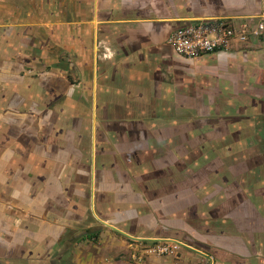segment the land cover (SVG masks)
<instances>
[{
    "label": "crops",
    "instance_id": "0c3cea01",
    "mask_svg": "<svg viewBox=\"0 0 264 264\" xmlns=\"http://www.w3.org/2000/svg\"><path fill=\"white\" fill-rule=\"evenodd\" d=\"M263 12L264 0H0V101L8 89L10 111L30 120L49 159L79 161L68 196L57 181L51 211L0 204V264L80 257L78 230L122 246L125 234L171 239L165 264H264V38L190 61L167 43L192 20ZM64 108L78 121L59 131L48 117ZM115 132L119 143L102 153L99 136ZM109 192L189 228L133 237L126 225L79 227V200Z\"/></svg>",
    "mask_w": 264,
    "mask_h": 264
},
{
    "label": "flooded vegetation",
    "instance_id": "af4514ba",
    "mask_svg": "<svg viewBox=\"0 0 264 264\" xmlns=\"http://www.w3.org/2000/svg\"><path fill=\"white\" fill-rule=\"evenodd\" d=\"M178 58L184 59L180 56ZM178 64L181 65L180 62ZM88 128L90 126H87ZM119 136L120 133L115 132L114 136L112 135L110 139L111 141H106V138L99 136L96 143L101 147L103 153L109 150L107 148H109L111 143L113 145L119 143ZM30 140L32 141V138ZM31 141L29 143L26 140L17 143L8 142V147H0V204H4L9 200H16V202L22 203L25 206L26 211L33 210L32 214H34V211H51L53 209V195L59 192V186L56 184L59 179L62 180V185L68 193L66 195H69V191L73 189V184L71 183L77 177L79 161L76 158L74 160L64 158L49 159L52 153L45 152L43 145L35 142L33 145ZM60 147L61 149L58 154L66 156L69 151V145L62 144ZM3 181H6V184ZM108 186L110 189L114 185ZM118 194L112 192L96 193L92 198L88 196L83 206H80V213L84 212V208L86 209L87 218L84 226L86 229L88 228L89 232L97 230L95 229V224L99 228H103L105 226L111 227L112 224L118 226L126 225V221H129L127 229L132 231L130 232L131 234L141 229V231L146 230V234L154 233L158 236H166L170 235L172 230L176 231L179 229L180 231H184L189 228L188 224L182 221L175 223L177 227L172 228L164 219L159 218L157 214L152 213V215H149L141 212V205L138 207V210L141 212L140 215H134L131 221L130 216L126 218V214L130 210L125 211V209H122L123 204L121 202H125L121 198L122 195ZM104 195L108 197L104 198ZM151 203L146 201V207H151ZM148 208L147 210L149 211ZM75 210L77 212V208ZM135 214L137 215V212ZM147 241H156V243L162 241L165 244L173 242L171 239L156 238ZM178 244L183 245L179 242Z\"/></svg>",
    "mask_w": 264,
    "mask_h": 264
},
{
    "label": "rangeland",
    "instance_id": "374dc122",
    "mask_svg": "<svg viewBox=\"0 0 264 264\" xmlns=\"http://www.w3.org/2000/svg\"><path fill=\"white\" fill-rule=\"evenodd\" d=\"M4 88V87H3ZM8 89L5 90L3 93L4 95V100L0 101V147H8V142H23L31 141L30 135L34 134V137L37 141H34L35 143L39 144V141L41 140V135L37 134L35 132L31 133L30 127L27 126L30 124V120L28 118L26 119L25 114L23 113H18L16 115L14 111H10V109L17 104L16 98L13 97L12 95L7 94ZM9 93V92H8ZM7 98V99H6ZM12 101V103H11ZM53 105V104H51ZM67 114V109L64 108L63 110H55L52 115H49L48 118L52 117L53 124L56 127V130L58 129L59 131L64 129L67 130L69 127L73 124L76 123L78 120L76 118H65L64 115ZM16 116V117H15ZM44 118H36V125H41L40 122L43 120H46V116H43ZM47 118V119H48ZM29 122V123H26ZM17 124V126L15 125ZM26 124V125H25ZM25 125V126H24ZM60 127V128H58ZM30 130V131H29ZM10 132V133H7ZM37 132V131H36ZM56 136L53 135L52 138H55ZM33 141V140H32ZM33 142V143H34ZM1 155V154H0ZM108 196L104 195V198H107ZM125 203L121 202L123 204V208L125 211L130 210V211H135L137 212L136 216H139L141 212L144 214H149V211L147 210L148 207L147 205H144L141 209V212L138 210V206H140V201H128L126 202L123 200ZM85 201L80 199L79 203L83 204ZM80 209V208H79ZM144 210V211H142ZM84 212L81 213L80 219L76 221L78 223L79 227L84 226L86 223V209H83ZM69 216L67 213L63 212V216ZM131 216V214L127 213L126 218ZM68 222V221H65ZM65 222H63L65 224ZM126 226H128L129 221H126ZM98 228L97 224H95V229ZM81 229V228H79ZM84 229V228H83ZM73 231V230H72ZM85 230L77 232V247H78V253H80V257L75 258V256H69L60 264H74L72 263V259L80 260L83 259L84 262L87 259V263L84 264H147L150 263V261L154 262L157 261L158 264H165V262H169L170 256L168 257L167 255H170L171 252H165V253H160L158 249H163V246L165 243L162 241H145L144 243H141V241L133 240V239H128L126 241L127 245L122 246L123 244H120L119 238H113L112 241L108 242L106 240H103L102 238L99 237L100 232H93L92 236V241H85L84 234ZM132 232V231H130ZM149 235L152 236H158L154 233H149ZM124 237V236H123ZM133 237L135 235L133 234ZM110 243L111 245L107 249L105 246ZM130 244V246H129ZM161 247V248H160ZM80 249V250H79ZM127 249V250H126ZM75 250V249H72ZM194 254V253H192ZM196 255V254H194ZM89 257H94L93 262L90 263ZM169 258V259H168ZM183 260L180 262V264H183V262H188V259H185V257H181ZM193 261V259H192ZM191 261V264L193 262ZM123 262V263H122ZM170 264V263H167Z\"/></svg>",
    "mask_w": 264,
    "mask_h": 264
},
{
    "label": "built area",
    "instance_id": "2783aa9c",
    "mask_svg": "<svg viewBox=\"0 0 264 264\" xmlns=\"http://www.w3.org/2000/svg\"><path fill=\"white\" fill-rule=\"evenodd\" d=\"M236 23L234 18L214 17L189 21L176 27L167 43L180 57L196 60L215 52H238L253 47L252 42L264 38V12ZM160 253L171 252L162 245ZM161 248V247H160Z\"/></svg>",
    "mask_w": 264,
    "mask_h": 264
},
{
    "label": "water",
    "instance_id": "95a60500",
    "mask_svg": "<svg viewBox=\"0 0 264 264\" xmlns=\"http://www.w3.org/2000/svg\"><path fill=\"white\" fill-rule=\"evenodd\" d=\"M113 229H116L117 231H119V232H121V233H124L125 234V232H123V231H121V230H119V229H117V228H115V227H113V226H111ZM125 236H127V238H130V239H132L131 238V236H129V235H126L125 234Z\"/></svg>",
    "mask_w": 264,
    "mask_h": 264
},
{
    "label": "trees",
    "instance_id": "16d2710c",
    "mask_svg": "<svg viewBox=\"0 0 264 264\" xmlns=\"http://www.w3.org/2000/svg\"><path fill=\"white\" fill-rule=\"evenodd\" d=\"M7 133H10V132H7ZM93 235V234H92Z\"/></svg>",
    "mask_w": 264,
    "mask_h": 264
},
{
    "label": "bare ground",
    "instance_id": "6f19581e",
    "mask_svg": "<svg viewBox=\"0 0 264 264\" xmlns=\"http://www.w3.org/2000/svg\"><path fill=\"white\" fill-rule=\"evenodd\" d=\"M50 124H51V123H50ZM49 130H50V129H49ZM49 130H48V131H49Z\"/></svg>",
    "mask_w": 264,
    "mask_h": 264
}]
</instances>
